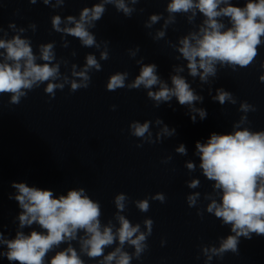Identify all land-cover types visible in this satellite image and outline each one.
I'll use <instances>...</instances> for the list:
<instances>
[{"label":"clouds","instance_id":"1","mask_svg":"<svg viewBox=\"0 0 264 264\" xmlns=\"http://www.w3.org/2000/svg\"><path fill=\"white\" fill-rule=\"evenodd\" d=\"M36 4L37 0H29ZM46 6L52 8L62 7L65 0H42ZM140 0H100L91 7H85L79 14V19L73 15L62 19L55 15L51 19L52 28L64 34L79 38L82 45L99 48L95 36L89 29L96 27L107 10L108 5L115 7L117 12L130 18L137 11L135 5ZM221 5H224L221 7ZM199 13L205 17L198 31L190 32L179 40L181 45L179 53L187 61L188 73L191 77L199 76L203 83L208 82L209 77L217 74V65L220 67H231L232 71L250 66L258 56V46L262 45L261 37H264V0H247L243 7L233 6L229 0H171L163 13L149 16L145 22V28H152L160 20L164 19L162 29L157 31L154 40L163 39L169 25L176 23L177 14H188L189 22H192ZM142 13L144 9H139ZM227 17L230 27H225L220 18ZM61 24L65 26L61 28ZM68 25H74L69 27ZM29 27L35 32L36 25ZM8 28L17 34L12 39H0V49H4L3 61L0 62V94H11L9 101L12 105H18L22 98L35 88L46 83L44 92L50 99H54L57 90H63L70 84V93L80 89H87L91 83L90 72L101 71V64L92 54L87 55L86 64L79 71L77 66L72 65V77L61 74L60 63L56 60L54 51L55 42L39 45V56L33 53L30 39H22L24 28H17L14 23H9ZM0 31H4L0 28ZM5 35L7 33L5 32ZM67 47V43L64 44ZM139 51H130L129 55L135 57ZM75 55V53H73ZM109 52L105 42V51L101 52L100 59L107 60ZM180 57H177L179 59ZM44 63H37V60ZM138 64L141 61H137ZM264 68V62L261 63ZM177 73L184 71L183 67L175 69ZM128 72H117L112 75L106 84L108 91H116L120 88L148 89L147 96L154 101V107H159L164 102H170L175 97L181 106H188L190 111L198 113L203 120L206 118V110L195 107L196 102H202L203 97L197 95L185 77L177 74L171 76V87L162 81L157 75V65H142L139 75L131 84H126ZM264 82V75L259 77ZM62 81V82H57ZM159 85L157 91H152L154 86ZM221 105L226 102L236 104L237 101L231 92L223 88L217 90L213 97ZM169 106H171L169 104ZM114 111L116 105H112ZM175 110V109H173ZM239 111L245 113L234 125L237 130L231 134H211L207 143L197 142L195 147L200 158V168L203 175L214 181L213 189L219 193V202L206 195L205 199H211L206 211L219 218L223 225L231 226V235L220 238L219 247L202 246L201 251L208 264L213 257L223 259L226 253L239 254L240 238L251 240L253 235L264 236V130L251 131L249 128H241L248 124L247 113L255 112L254 105L247 101L240 103ZM195 122V115L191 117ZM159 123V121H158ZM151 121L144 123L133 122L130 125V135L144 141L154 143L150 132ZM165 126L161 135H172ZM147 134V136H146ZM143 143L137 147H142ZM186 154V149L181 145L177 150ZM167 160L163 161L167 163ZM187 168L194 170L195 165L188 163ZM199 180H193L188 184L189 188L199 186ZM11 187L16 189V194L9 195V199L18 202L22 210L18 215L19 229L38 225L40 231L32 230L25 234L17 230L14 239H6L0 232V245H4L7 251L0 252V256L6 257L9 262L16 264H85L82 256L90 259L102 257L97 264H131L135 258L139 260L148 249L147 239L152 234L154 221L147 218L143 221L145 231H141L139 223L133 226L129 219L121 215L127 208L130 198L125 193L115 196L114 204L117 209L115 219L119 227L112 224L102 226L101 205L99 201L90 199L83 188L69 190L66 195L55 196L53 191L39 187H29L26 183L12 182ZM199 193L189 195L187 204L196 207ZM160 203L166 201L163 193L132 203L141 212H147L150 208L149 200ZM198 216H203L201 210H197ZM115 229V231H114ZM83 232V235H80ZM79 244V252L72 242ZM118 241V246L107 255L105 249ZM165 243L161 241V245ZM67 244L63 250L55 251L60 245ZM134 249L132 253L125 251V245ZM55 251L51 259H46L48 253ZM199 257H197L198 259Z\"/></svg>","mask_w":264,"mask_h":264}]
</instances>
